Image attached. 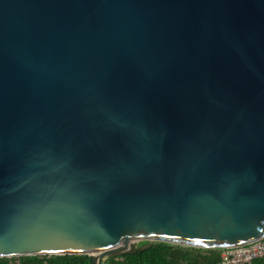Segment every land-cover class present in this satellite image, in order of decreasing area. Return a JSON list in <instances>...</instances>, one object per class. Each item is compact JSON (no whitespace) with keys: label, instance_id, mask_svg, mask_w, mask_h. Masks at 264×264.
Here are the masks:
<instances>
[{"label":"water","instance_id":"obj_1","mask_svg":"<svg viewBox=\"0 0 264 264\" xmlns=\"http://www.w3.org/2000/svg\"><path fill=\"white\" fill-rule=\"evenodd\" d=\"M263 237L264 0H0V258Z\"/></svg>","mask_w":264,"mask_h":264},{"label":"trees","instance_id":"obj_2","mask_svg":"<svg viewBox=\"0 0 264 264\" xmlns=\"http://www.w3.org/2000/svg\"><path fill=\"white\" fill-rule=\"evenodd\" d=\"M220 249H203L154 242L147 250L108 257L102 264H220ZM0 264H87L83 255H46L0 258ZM249 264H264V257Z\"/></svg>","mask_w":264,"mask_h":264},{"label":"built area","instance_id":"obj_3","mask_svg":"<svg viewBox=\"0 0 264 264\" xmlns=\"http://www.w3.org/2000/svg\"><path fill=\"white\" fill-rule=\"evenodd\" d=\"M264 257V237L246 245L220 249V264H249Z\"/></svg>","mask_w":264,"mask_h":264},{"label":"snow or ice","instance_id":"obj_4","mask_svg":"<svg viewBox=\"0 0 264 264\" xmlns=\"http://www.w3.org/2000/svg\"><path fill=\"white\" fill-rule=\"evenodd\" d=\"M64 250L65 249H63V248H49V249H45V251L56 252V253L63 252Z\"/></svg>","mask_w":264,"mask_h":264}]
</instances>
